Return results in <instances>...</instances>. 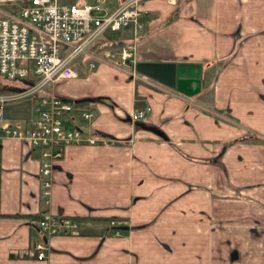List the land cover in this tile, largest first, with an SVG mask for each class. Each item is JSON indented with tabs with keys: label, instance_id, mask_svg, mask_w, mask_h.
<instances>
[{
	"label": "crops",
	"instance_id": "0c3cea01",
	"mask_svg": "<svg viewBox=\"0 0 264 264\" xmlns=\"http://www.w3.org/2000/svg\"><path fill=\"white\" fill-rule=\"evenodd\" d=\"M139 7V28L46 88L71 104L68 126L112 143L66 146L45 197L36 148L0 138V264H264V0ZM138 61L197 63L199 90L185 96ZM30 81L0 78V92ZM33 99L5 104V121L26 122ZM46 213L76 227L42 234ZM36 241L42 259L18 253Z\"/></svg>",
	"mask_w": 264,
	"mask_h": 264
},
{
	"label": "built area",
	"instance_id": "2783aa9c",
	"mask_svg": "<svg viewBox=\"0 0 264 264\" xmlns=\"http://www.w3.org/2000/svg\"><path fill=\"white\" fill-rule=\"evenodd\" d=\"M144 0H0V77L12 81L31 78L22 88L0 92V138L28 142L38 153L41 194L47 196L51 166L68 145H108L99 134L83 136L67 125L71 104L46 88L59 79L77 78L71 62L78 55L92 56L87 47L100 34L127 27L139 28L140 3ZM88 61L87 66L93 67ZM131 75L134 76L133 73ZM33 97L26 122L5 121V104ZM147 109L133 110L141 118ZM83 118L91 113L83 111ZM111 224L115 223L110 221ZM42 234L70 232L76 221L46 213L37 219ZM116 233V232H115ZM45 245L36 241L19 250L27 258L42 259Z\"/></svg>",
	"mask_w": 264,
	"mask_h": 264
},
{
	"label": "water",
	"instance_id": "95a60500",
	"mask_svg": "<svg viewBox=\"0 0 264 264\" xmlns=\"http://www.w3.org/2000/svg\"><path fill=\"white\" fill-rule=\"evenodd\" d=\"M134 70L177 92L191 96L198 92L199 64L190 62H147L138 61Z\"/></svg>",
	"mask_w": 264,
	"mask_h": 264
},
{
	"label": "rangeland",
	"instance_id": "374dc122",
	"mask_svg": "<svg viewBox=\"0 0 264 264\" xmlns=\"http://www.w3.org/2000/svg\"><path fill=\"white\" fill-rule=\"evenodd\" d=\"M127 31H117V32H105L102 33L100 35H98L93 41L92 43L87 47V50H89L91 52V50L93 49H97V48H103V47H109L112 44L111 41L117 39V37L119 35H126ZM115 47V46H113ZM125 47V46H124ZM94 53H92L93 56ZM83 55H78V57H76L72 62H71V67L73 69H81L83 65H86V61L88 59H91V56H86V58L82 57ZM85 56V55H84ZM79 62V63H78ZM83 63V65H82ZM2 78V77H0ZM3 79V78H2ZM0 88H2V86L0 85ZM4 88V87H3Z\"/></svg>",
	"mask_w": 264,
	"mask_h": 264
}]
</instances>
